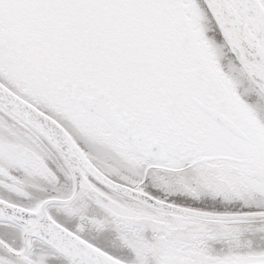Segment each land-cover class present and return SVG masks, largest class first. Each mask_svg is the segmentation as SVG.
Here are the masks:
<instances>
[{
	"label": "snow or ice",
	"instance_id": "obj_1",
	"mask_svg": "<svg viewBox=\"0 0 264 264\" xmlns=\"http://www.w3.org/2000/svg\"><path fill=\"white\" fill-rule=\"evenodd\" d=\"M0 264H264V0H0Z\"/></svg>",
	"mask_w": 264,
	"mask_h": 264
}]
</instances>
